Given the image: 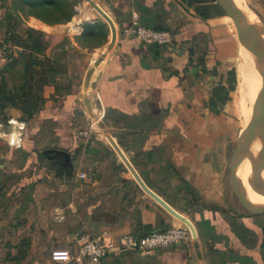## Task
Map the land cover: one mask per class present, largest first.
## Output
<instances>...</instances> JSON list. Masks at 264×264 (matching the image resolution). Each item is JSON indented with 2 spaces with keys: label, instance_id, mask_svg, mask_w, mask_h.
I'll list each match as a JSON object with an SVG mask.
<instances>
[{
  "label": "crops",
  "instance_id": "obj_1",
  "mask_svg": "<svg viewBox=\"0 0 264 264\" xmlns=\"http://www.w3.org/2000/svg\"><path fill=\"white\" fill-rule=\"evenodd\" d=\"M93 1L116 28L100 61L110 30L92 50L75 39L104 26L84 0L68 22L57 24L27 15L23 0H0V34L8 37L6 22L16 21V33L33 28L52 44L66 36L77 53L67 66L68 94L46 85L28 120L15 108L4 110L0 264H64L51 251L73 248L83 231L144 234L184 221L195 231L186 242L108 256L102 264H264V213H248L226 177L239 136L228 109L233 91L218 113L208 107L213 88L230 83L238 57L231 20L214 2ZM243 1L264 29V0ZM132 15L145 27L169 30L172 45L124 39ZM13 123L24 126L18 146L3 139Z\"/></svg>",
  "mask_w": 264,
  "mask_h": 264
},
{
  "label": "trees",
  "instance_id": "obj_2",
  "mask_svg": "<svg viewBox=\"0 0 264 264\" xmlns=\"http://www.w3.org/2000/svg\"><path fill=\"white\" fill-rule=\"evenodd\" d=\"M23 2L25 6L21 9L27 15L34 16L48 24H57L66 23L72 18L75 14L74 6L78 0H23ZM191 2L205 3L213 2V0H191ZM217 8L222 13L218 6ZM19 25L20 22L16 21L6 22L5 33L8 35L9 45L21 52L22 64L19 73L20 83L13 88H9L3 72H1L5 66L0 69L1 122L7 121L4 110L9 107L19 110L22 113V120L32 118L42 105L43 88L46 85H53L56 94H68L72 87L67 66L77 53L74 52L70 39L65 36L59 42L52 44L43 32L33 28L27 27L21 34L16 33L15 30ZM101 27L100 43L87 45L86 41H97V32L92 31L79 37L76 36L78 45L87 47L88 50L101 46L105 40L104 32L106 31L103 26ZM233 74V70L228 72L230 80L228 86L219 84L212 90L208 107L215 113H218L219 109L230 99L229 93L235 88Z\"/></svg>",
  "mask_w": 264,
  "mask_h": 264
},
{
  "label": "built area",
  "instance_id": "obj_3",
  "mask_svg": "<svg viewBox=\"0 0 264 264\" xmlns=\"http://www.w3.org/2000/svg\"><path fill=\"white\" fill-rule=\"evenodd\" d=\"M124 39L133 38L141 43L169 46L173 43V36L166 29H151L141 24L136 15H132L129 24L121 30ZM6 45L0 42V69L6 64ZM24 126L12 125V129L4 133L3 139L7 144L18 146L22 142ZM80 135L87 136V132ZM60 220L62 216H56ZM191 238L186 226H172L164 231H152L144 234L124 233L115 234L110 230H103L97 235L83 231L80 233L71 249H54L50 258L59 263L102 264L108 256H119L128 252L149 254L158 248L177 246Z\"/></svg>",
  "mask_w": 264,
  "mask_h": 264
},
{
  "label": "water",
  "instance_id": "obj_4",
  "mask_svg": "<svg viewBox=\"0 0 264 264\" xmlns=\"http://www.w3.org/2000/svg\"><path fill=\"white\" fill-rule=\"evenodd\" d=\"M91 8L108 24L110 30V39L106 49L102 53L99 61L104 54L112 47L116 39V28L108 14L100 8L92 0H86ZM213 2L221 9L235 27L236 35L239 42L254 57L256 65L259 67L260 87L255 96L251 109L250 120L246 127L242 130L236 141V146L232 152L229 163V174L231 185L241 206L250 214L264 213V205L258 206L249 202L243 195L240 184L235 175V168L239 163L248 157V149L256 138L260 140V149L253 160H250L252 168V177L250 180L251 187L264 196V181L261 179V172L264 171V29L253 18L254 23H250L246 17L250 15L248 7L242 0L243 5L247 7L246 13L241 7H238L237 0H213ZM237 3V4H236ZM91 68L89 72H92ZM165 209L178 219H182L172 209H170L162 200L157 198L150 192ZM186 227L190 230L191 236L195 237L193 226L184 221Z\"/></svg>",
  "mask_w": 264,
  "mask_h": 264
},
{
  "label": "rangeland",
  "instance_id": "obj_5",
  "mask_svg": "<svg viewBox=\"0 0 264 264\" xmlns=\"http://www.w3.org/2000/svg\"><path fill=\"white\" fill-rule=\"evenodd\" d=\"M81 1H83V0H78V2H81ZM84 1H85V4L90 9V11H92V13H94L96 15L97 19L101 20L104 23L103 28L106 30H109L108 24L91 8V6L89 5V3L86 0H84ZM237 1H238V5L246 13H248L247 7L243 4H241L242 0H237ZM86 24H87V22H85V25ZM95 25L96 26L94 29L88 28V27L87 28L90 30V32H92V31L97 32V41L96 40L94 42H87L86 41L87 45L97 44V43L101 42V39L99 37L101 36L102 29H100V28H102L101 27L102 25L101 26H99L98 24H95ZM89 26H92V25H89ZM67 31H68V29H66L65 33H67ZM71 35L72 36L76 35V33L75 34L72 33ZM8 40L9 39L6 36L2 35V33L0 34V42H5L3 44L8 46V47L6 46V52H5V56L7 57V63L1 72H3V76L5 77L9 88H13V87H16L20 83L19 73L21 70L22 55H21V52L19 50H17V49L14 50L13 47H11L9 45ZM244 51H245L244 46L243 45L241 46L240 42H239L238 57L235 59L236 61H233V66H232V70L234 71L233 77H234V81H235V88L233 90V96L231 99V103L229 104V107H228L229 111L232 113V114L231 113L230 114L234 118H236V121L238 123L239 135L242 132V130L246 127V125L249 123L250 114H251L250 113L248 117H245V115L243 113V107H242L243 101L241 103L242 98L239 95L240 83L242 82L243 76L246 79V82H247V85L249 88L248 89V95L249 96H251V94H253V93H255V96H256V94L259 91V87H260L259 67H258V65H256L255 62H253L255 60L253 59L251 54H250V56H251L250 60L246 56L243 55ZM14 52H15V54H14ZM10 55H11V57H8ZM241 69L242 70L244 69L245 71L244 70L242 71ZM254 99H255V97H254ZM254 99H252V101H251V109L253 106ZM226 177L229 180V166L226 170Z\"/></svg>",
  "mask_w": 264,
  "mask_h": 264
},
{
  "label": "bare ground",
  "instance_id": "obj_6",
  "mask_svg": "<svg viewBox=\"0 0 264 264\" xmlns=\"http://www.w3.org/2000/svg\"><path fill=\"white\" fill-rule=\"evenodd\" d=\"M238 7L240 8L239 5H238ZM246 17H247V19H248V21L250 23H254V21H253L251 16H248L246 14ZM240 45L242 46L241 43H240ZM243 55L246 56L250 60V57H251L250 53L246 49H245ZM253 59H254V57H253ZM253 62H255V61H253ZM248 89L249 88H248L246 79L243 76L242 82L240 83L239 95L242 98L241 103L243 101L242 107H243V113H244L245 117H248L249 114L251 113V101L255 97V93H253L254 95L251 94V96L248 95ZM259 149H260V140L258 138H256L254 140V142L250 145L249 149H248V157H245L239 163V165L236 166L235 175H236V178H237V180H238V182L240 184V187H241V190H242V193H243L244 197L249 202H251L253 204H256L258 206H262V205H264V196L261 195L260 193L256 192V190H254L251 187V185H250V180H251V177H252V168H253L252 164L250 163L251 162L250 160H253L255 158L256 154L259 151ZM261 175H262L261 179L264 181V171L261 172Z\"/></svg>",
  "mask_w": 264,
  "mask_h": 264
}]
</instances>
